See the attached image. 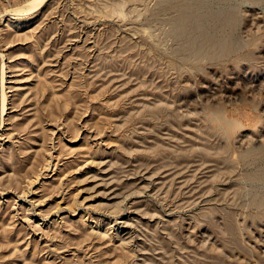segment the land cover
Here are the masks:
<instances>
[{
    "label": "rangeland",
    "instance_id": "374dc122",
    "mask_svg": "<svg viewBox=\"0 0 264 264\" xmlns=\"http://www.w3.org/2000/svg\"><path fill=\"white\" fill-rule=\"evenodd\" d=\"M0 264H264V0H0Z\"/></svg>",
    "mask_w": 264,
    "mask_h": 264
}]
</instances>
